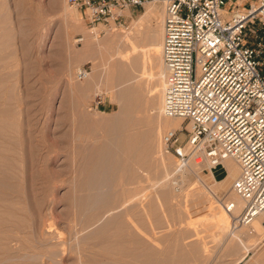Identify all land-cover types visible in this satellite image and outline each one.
<instances>
[{
  "label": "rangeland",
  "instance_id": "1",
  "mask_svg": "<svg viewBox=\"0 0 264 264\" xmlns=\"http://www.w3.org/2000/svg\"><path fill=\"white\" fill-rule=\"evenodd\" d=\"M152 9L89 31L70 0H0V264H264L219 200L236 175L164 151Z\"/></svg>",
  "mask_w": 264,
  "mask_h": 264
},
{
  "label": "built area",
  "instance_id": "2",
  "mask_svg": "<svg viewBox=\"0 0 264 264\" xmlns=\"http://www.w3.org/2000/svg\"><path fill=\"white\" fill-rule=\"evenodd\" d=\"M70 1L89 31H115L149 4L163 10L162 111L183 120L162 136L164 151L180 171L235 159L232 190L244 205L236 212V201L219 199L231 227L264 216V0ZM88 76L86 68L76 74Z\"/></svg>",
  "mask_w": 264,
  "mask_h": 264
},
{
  "label": "bare ground",
  "instance_id": "3",
  "mask_svg": "<svg viewBox=\"0 0 264 264\" xmlns=\"http://www.w3.org/2000/svg\"><path fill=\"white\" fill-rule=\"evenodd\" d=\"M159 8V7H158ZM161 9V8H160ZM162 10V9H161ZM162 12H163V10H162ZM127 14H129V13H127ZM162 15V17L159 15V13H158V10L156 9H152V10H147L146 11V13H144L143 15H141V17H142V19H144V20H149V19H156L157 21H160V23H161V30H162V37H161V40H160V45H156L155 44V41L154 40H151L150 42V46H155V47H157V49H159L160 48V51H161V46H162V40H163V25H164V13L163 14H161ZM162 18V19H161ZM93 30H95V29H93ZM69 31V30H68ZM148 56V55H147ZM146 61L148 60V57H146V59H145ZM161 63H162V59H161ZM134 67V66H133ZM136 67V66H135ZM162 67H163V65H162ZM131 68V69H130ZM127 71H125L124 73L119 69V71H121V72H119L118 71V73H117V78H118V80L119 81H121V79H122V77L123 76H127L128 75V73H130L131 74V71H133V70H135V68H132V67H130ZM127 69V68H126ZM78 72V71H77ZM121 74V75H120ZM129 74V75H130ZM123 75V76H122ZM162 77H163V73H162ZM88 78H89V76H88ZM87 78V79H88ZM118 81V82H119ZM162 92V91H161ZM163 96L161 97V100L162 101H160V103L162 102V104H160V105H162L163 106V101H164V89H163V94H162ZM119 100H120V98H119ZM120 102L122 103V107H123V109H125L126 110V112H127V114H126V116L128 115H130L129 114V105H130V103H131V100L129 99V96L128 95H123V97L121 98V100H120ZM163 108V107H162ZM162 113H163V111H162ZM127 116V117H128ZM121 120H123L122 119V117H118V121H119V123H121ZM182 123H183V120H180V119H174V118H167V117H165V130L166 129H171V130H177V129H180L181 127H182ZM237 163V161L235 160V159H228V160H226L225 161V167H226V172H227V175L224 177V181L225 180H229V179H235V175H236V178H237V175H239L238 173H237V165L238 164H236ZM213 170H215L214 168H213ZM216 189V188H215ZM235 195H236V198L238 199V201H236L237 202V204H238V209H237V211L236 212H238L240 209H241V204H242V207H243V205H244V202H243V200L236 194V193H234ZM234 200V199H233ZM235 201V200H234ZM240 202V203H239ZM227 221L229 222L230 220V217H229V215H227ZM264 219V216H259V217H257L253 222H252V225L251 226H254V227H256V229L258 230V231H261L264 227H263V225L260 223L262 220ZM50 227V226H49ZM61 234V233H60ZM60 234H59V236H60ZM241 234V233H240ZM61 238H62V236H61ZM67 245V244H66Z\"/></svg>",
  "mask_w": 264,
  "mask_h": 264
}]
</instances>
